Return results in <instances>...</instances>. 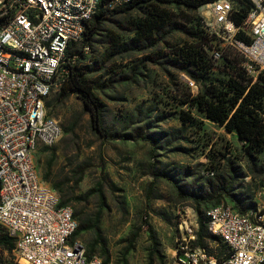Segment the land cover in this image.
Returning <instances> with one entry per match:
<instances>
[{
    "label": "rangeland",
    "instance_id": "obj_1",
    "mask_svg": "<svg viewBox=\"0 0 264 264\" xmlns=\"http://www.w3.org/2000/svg\"><path fill=\"white\" fill-rule=\"evenodd\" d=\"M209 5L142 7L103 21L81 65L92 71L104 130L113 139L94 131L82 98L64 96L59 84L46 100L48 116L61 124L63 135L37 151V172L86 227L76 240L103 262L173 264L182 222L196 224L198 213L216 203L199 205L195 198L218 188L228 191L220 203L264 207V154L253 153L199 106L207 87L225 91L222 84L233 75L227 60L239 57L227 51L226 60L212 59L215 43L203 23ZM155 11L163 19L149 16ZM147 17L167 27L151 40L135 41L133 21ZM203 37L209 40L205 64L189 68L193 79L179 52L199 46ZM125 45L132 50L124 51ZM204 245L217 257L227 253L215 239L206 238ZM0 264H18L14 252L0 247Z\"/></svg>",
    "mask_w": 264,
    "mask_h": 264
},
{
    "label": "built area",
    "instance_id": "obj_2",
    "mask_svg": "<svg viewBox=\"0 0 264 264\" xmlns=\"http://www.w3.org/2000/svg\"><path fill=\"white\" fill-rule=\"evenodd\" d=\"M100 1L0 0V228L13 240L18 264H105L89 258L74 239L79 225L72 207L61 205L34 162L41 147L63 135L61 124L48 116L46 100L69 45L82 41ZM249 1L240 25L236 20L243 14L232 0L211 3L203 23L215 43L212 59L236 52L252 87L264 73V0ZM205 217L227 253L217 257L198 245V223L185 220L173 264H264V207L242 214L220 203Z\"/></svg>",
    "mask_w": 264,
    "mask_h": 264
},
{
    "label": "trees",
    "instance_id": "obj_3",
    "mask_svg": "<svg viewBox=\"0 0 264 264\" xmlns=\"http://www.w3.org/2000/svg\"><path fill=\"white\" fill-rule=\"evenodd\" d=\"M115 1L116 0L100 1L97 13L88 23L82 41L79 43H71L66 51L65 59L67 62L63 65L65 74L60 75V70L59 75L54 79L55 87L59 84L60 91L64 96L77 95L82 98L85 108L92 116V126L94 131L107 140H111L113 137H110L104 130L102 107L94 94V82L89 78L92 71H90L88 67L81 65L82 61L86 59V54L90 51V45L93 42V39L98 35L103 21L111 14H127L130 11L142 7L157 8L160 6L176 5L184 6L191 10H197L217 0H130L128 3L114 5ZM232 1L237 4L243 14L236 20V23L240 25L244 15H246L247 11L250 9L251 3L249 0ZM109 7L117 9L109 12ZM149 16L163 19V16L157 12L156 15L153 14ZM132 26L134 34L139 37L135 41L151 40L155 33H159L167 27L165 22L160 23L157 20H152L148 17L133 21ZM242 39L247 42L249 41L246 38ZM203 41H200L199 46L191 45L187 50L183 49L179 52V56L184 63L189 64V66L184 68L186 72H189V68L192 67L198 69L204 68L205 59L202 53L203 48L208 44L209 40L206 37H203ZM129 47L130 46L125 45L122 48L124 51L128 52L129 50H132ZM199 47H201L200 50H198ZM236 55L239 56L238 54ZM224 59L226 60V58ZM227 65L233 75H230L229 80L222 84V90L225 91H218L215 87H207L205 95L200 99L197 98L199 100V106L202 112H204L210 120L220 126H224L228 132L237 133L241 140L249 144V148L253 153L257 155L264 154V73L259 77V82L250 87V81L241 67L240 56L238 59L232 58L229 59V61L227 60ZM190 74L191 78H196L191 71ZM183 120L185 122L188 121L186 117H183ZM153 176L155 179L165 178V176L156 173H154ZM167 180L171 181L170 179ZM174 186L178 189V186L175 184ZM227 194L228 191L226 189L218 188L211 195L195 198V201L199 205H205L216 201L214 204L216 205L220 204L221 197ZM61 205L68 204L61 202ZM234 207L242 214L247 213L251 208L243 209L236 202ZM74 218L79 225L78 230L74 234V239H76L80 233L86 230V227L80 222L75 212ZM197 223L198 245L205 247L204 240L206 238L218 241L217 237L208 232L209 225L205 214L202 215L201 213H198ZM0 247H3L9 252H14L15 248L13 240L2 229H0ZM224 248L226 249L225 246ZM87 255L89 258L93 257L89 255L88 252ZM104 263L109 264L108 261Z\"/></svg>",
    "mask_w": 264,
    "mask_h": 264
}]
</instances>
